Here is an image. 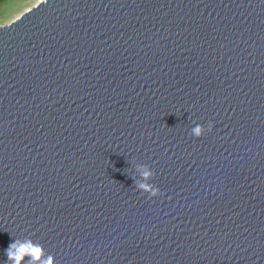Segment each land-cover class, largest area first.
Returning a JSON list of instances; mask_svg holds the SVG:
<instances>
[{"label":"water","instance_id":"obj_1","mask_svg":"<svg viewBox=\"0 0 264 264\" xmlns=\"http://www.w3.org/2000/svg\"><path fill=\"white\" fill-rule=\"evenodd\" d=\"M25 238L53 264H264V0L0 25V264Z\"/></svg>","mask_w":264,"mask_h":264},{"label":"clouds","instance_id":"obj_2","mask_svg":"<svg viewBox=\"0 0 264 264\" xmlns=\"http://www.w3.org/2000/svg\"><path fill=\"white\" fill-rule=\"evenodd\" d=\"M212 124L209 123L208 130L210 131ZM194 136L199 137L203 134L204 128L202 125H196L191 129ZM141 175L146 179L151 177L152 171L147 167H143ZM137 188L142 192H149L151 196H156L159 189L154 185L147 183H138ZM149 189H151L149 191ZM6 257L5 264H53V257H45L42 247L34 244L31 239L25 238L23 241L20 239H13L8 246L4 249Z\"/></svg>","mask_w":264,"mask_h":264},{"label":"rangeland","instance_id":"obj_3","mask_svg":"<svg viewBox=\"0 0 264 264\" xmlns=\"http://www.w3.org/2000/svg\"><path fill=\"white\" fill-rule=\"evenodd\" d=\"M40 0H4L0 3V25L9 23Z\"/></svg>","mask_w":264,"mask_h":264},{"label":"trees","instance_id":"obj_4","mask_svg":"<svg viewBox=\"0 0 264 264\" xmlns=\"http://www.w3.org/2000/svg\"><path fill=\"white\" fill-rule=\"evenodd\" d=\"M4 0H0V3L3 2Z\"/></svg>","mask_w":264,"mask_h":264}]
</instances>
